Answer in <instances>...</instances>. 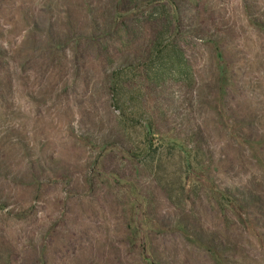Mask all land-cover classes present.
Segmentation results:
<instances>
[{
    "label": "rangeland",
    "instance_id": "1",
    "mask_svg": "<svg viewBox=\"0 0 264 264\" xmlns=\"http://www.w3.org/2000/svg\"><path fill=\"white\" fill-rule=\"evenodd\" d=\"M176 3L189 11L181 12ZM57 16L36 32L31 45L37 48L27 57L30 63L21 59V72L15 62L0 68V82L6 85L0 99V264H20L11 244L17 236L13 225L18 231L16 216L41 211L45 204L39 199L58 195L62 183L72 196L68 207L80 206L91 200L85 193L89 181L113 205L111 229L130 233L132 243L140 246L148 238L149 250V239L153 241L157 257L150 250L144 264L165 259L169 249L180 250L187 264H203L191 241L175 238L170 244L156 236L147 208L153 198L165 195L176 213L184 211L185 183L191 209L200 190L207 196L211 206L198 210L208 219L217 202H229L208 182L214 180L207 170L203 178L197 174L201 152L192 131L184 130L189 135L185 143L175 137L183 131L179 125L164 128L162 122L180 119L181 108L192 119L189 98L195 105H209L216 100L214 92H222L219 87L234 85L248 73L264 77V0H65ZM214 18L233 26L239 49L221 48L223 56L211 45L193 49L196 38L187 32L195 33L199 21L203 27L204 19L213 24ZM23 25L16 32L32 26L27 21ZM199 85L200 96L194 92ZM148 122L160 134L152 133ZM162 139L183 149L158 148ZM153 145L156 155L150 153ZM52 158L73 177L50 182ZM105 169L120 173V182L112 183L113 174ZM104 227L102 231L111 232Z\"/></svg>",
    "mask_w": 264,
    "mask_h": 264
},
{
    "label": "trees",
    "instance_id": "2",
    "mask_svg": "<svg viewBox=\"0 0 264 264\" xmlns=\"http://www.w3.org/2000/svg\"><path fill=\"white\" fill-rule=\"evenodd\" d=\"M63 5L65 0L59 4L49 0H0V68L8 69L15 62L17 71L21 72V59L32 57L31 52L37 48L31 45L36 32L47 22L51 24L56 20L57 12L60 13ZM176 6L181 12L182 9L189 11L185 4L176 3ZM24 21L32 26L29 25V29L26 27L21 33L16 32L17 29L22 30ZM203 21V27L199 26L201 21L197 27L194 26L195 33L187 32L190 37L196 38L195 51L211 45L214 52L216 49L223 56L221 48H240V37L234 35L229 22L220 24L218 18L213 19V24L205 19ZM24 51L28 54L25 55ZM27 62L30 63L29 59ZM0 86L1 99L6 93V85L0 82ZM196 89L194 92L197 91L199 96L203 94L201 85ZM219 90L222 92H214L216 100L212 104L205 105L200 101L195 105L191 98L186 101L191 108L190 115L194 112L192 119L186 117L184 108H181L180 119L169 111L178 119L163 120L162 126L179 125L183 131L176 133L175 137L185 143L189 135L184 130L192 131L196 139L195 148L198 153L201 152L199 161L195 162L202 168L197 174L202 177L207 170L214 180L208 182L221 198L229 202L228 205L217 202L212 207V219L200 215L199 208L211 206L208 198L200 190V198L193 204L195 210L191 209V195L185 183L182 185L185 205H181L184 211L176 213L174 204L164 195L162 199L153 198V203L147 208V217L153 220L151 226L156 230L155 235L164 237L170 244H174L172 241L175 238L191 241L193 250L204 257L203 264H246L247 260L251 264H264V77L259 73H248L234 85L223 90L219 87ZM148 126L152 133L160 134L155 123L148 122ZM165 142L167 139H162L156 145L158 148L162 144L183 149L173 140L167 145ZM158 148L153 145L151 155H156ZM191 148L195 150L193 146ZM51 161L55 167L48 176L50 182L73 177V173L67 167L63 168L58 159L52 158ZM105 170L106 174H113L109 179L112 183L120 182V173L118 176L117 171ZM186 179L181 175V180L186 182ZM198 182L203 187V181ZM61 185L63 191L58 195L52 194L48 201L39 199L45 204L41 211L32 214L30 211L21 212L15 217L19 225L18 231L14 230V225L12 227L17 236L11 244L20 264H144L145 259L150 258V250L157 257L150 239L149 250L148 238L143 237L140 246L132 243L130 233L111 229L113 205L97 195L95 183L89 181L85 185V193L91 200L80 206L73 203V209L68 207V199L72 196L65 191L66 186ZM156 208L159 211L154 212ZM103 221L108 223L106 227ZM102 226L111 229V232L102 231ZM189 250L187 248V252ZM167 251L165 259H156L157 262L153 259L151 264H187L180 250L174 253L170 249Z\"/></svg>",
    "mask_w": 264,
    "mask_h": 264
}]
</instances>
